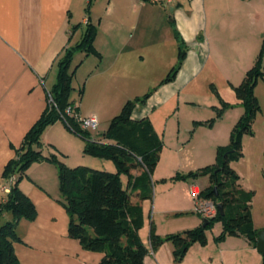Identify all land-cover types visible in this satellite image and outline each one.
Listing matches in <instances>:
<instances>
[{"label":"crops","instance_id":"0c3cea01","mask_svg":"<svg viewBox=\"0 0 264 264\" xmlns=\"http://www.w3.org/2000/svg\"><path fill=\"white\" fill-rule=\"evenodd\" d=\"M255 1L173 0L165 8L158 0H92L89 5V0H0V203L5 198L1 186L6 184L2 171L15 157L25 134L45 111L49 91L56 82L57 63L67 49L78 43L76 39H81V31L87 24L97 28L93 46L101 58L81 52L80 63L71 65L74 77L87 62L91 67L84 82L87 86L70 102L76 106L80 117H95L98 120L101 117L99 112L103 111L108 123L110 117L118 115L128 101L131 81L143 80L146 75L155 83L151 87L162 81L177 63L180 42L186 47V56L173 79L174 83L166 84L165 99H176L179 103L180 91L191 84L207 65L211 78L227 80L232 85L240 84L246 71L254 64L256 52L251 51L245 41H232V37L243 21L250 23L252 28L261 24L263 31L262 13L247 9ZM136 51L150 56L147 68L144 67L145 59L139 61ZM153 70H156L155 73ZM91 80H97L96 87L90 86L89 89ZM141 108L132 111L131 119L148 118L154 128L150 114ZM53 126L55 124L46 128L41 140L60 154L51 144ZM105 131L93 140L104 142ZM53 151L48 148L44 154ZM102 161L106 169L112 170L110 161ZM37 170L54 174L56 169L53 164L41 162L26 171L18 188L32 201L35 197L43 198L42 194H45V190L40 188L42 179L35 175ZM121 180L125 184L127 179L121 176ZM183 186L188 192L185 193L186 200L190 194L194 203L192 191L199 193L206 188L208 179L179 182L175 187ZM163 198V195L156 194L151 204H154L156 213L165 215L168 213L166 209L158 210V207L165 206ZM168 198L170 195L167 202L171 199ZM180 198L183 199V196ZM137 200L134 198V202ZM149 202L142 203L144 224ZM148 211L150 228L152 220ZM37 216L33 222L21 220L16 225V234L21 242L13 247L21 264L99 263L102 254L83 250L75 240L68 238L67 231L65 239L58 242L63 246L62 252H55L58 243L50 233L55 224L48 220L40 221ZM10 218L9 214L3 216L4 221ZM64 226L65 223L61 229L63 235ZM140 238L143 242L141 232ZM144 244L149 247V242ZM207 246L206 237L204 246L193 244L182 261L175 263L172 244L164 243L146 255L144 264H262L261 254L243 237H228L223 243L212 244V253L205 251ZM44 247L47 252L42 253L41 248Z\"/></svg>","mask_w":264,"mask_h":264},{"label":"trees","instance_id":"16d2710c","mask_svg":"<svg viewBox=\"0 0 264 264\" xmlns=\"http://www.w3.org/2000/svg\"><path fill=\"white\" fill-rule=\"evenodd\" d=\"M84 29L80 42L67 49L57 63L56 82L49 91L54 105L47 104L45 111L25 134L15 157L8 161L2 171L4 180L15 175L16 181L0 203V222L5 214L11 217L0 223V264H21L13 247L21 242L16 234V225L21 220L33 222L37 212L31 200L18 188V183L26 176L31 165L41 162H48L57 168L61 193L58 202L68 216V238L78 241L85 251L102 254L98 264H144L146 255L166 242L172 244L173 260L179 263L193 244H206V230L215 222L222 226L220 235L215 237L217 243L226 237H243L255 248L257 230L253 228L251 215L254 192L241 187L240 177L230 168V164L242 157V137L252 135L253 120L260 110L254 90L259 79L264 81V42L241 83L232 88L236 101L244 108V114L233 126L229 144L216 148L213 164L171 178L172 182H189L207 177L208 186L198 193L197 199L221 204L224 215L217 210L206 226L163 238L156 235L150 223L147 247L139 236L144 226L142 203L153 199L152 176L159 161L162 142L148 118L131 119L135 106L143 104L148 95L125 102L120 113L109 122L103 134L104 142L88 137V131L81 130L73 118L66 116L65 110L72 106L70 93L74 70L70 68L74 54L84 52L85 55L101 58L93 46L96 26L87 24ZM185 49L180 42L177 63L162 79L160 86L173 81L181 67ZM58 121L84 141V155L111 161L115 172L85 166L68 168L61 162L60 154L41 140L46 128ZM48 148L54 151L44 154ZM121 176L126 177L125 184ZM134 198L138 200L134 202ZM261 256L264 264V254Z\"/></svg>","mask_w":264,"mask_h":264},{"label":"rangeland","instance_id":"374dc122","mask_svg":"<svg viewBox=\"0 0 264 264\" xmlns=\"http://www.w3.org/2000/svg\"><path fill=\"white\" fill-rule=\"evenodd\" d=\"M247 9L260 11L261 15L264 16V0L251 2ZM262 30L263 33L261 32V24L252 28L250 23L243 21V24L238 25L236 33H233L232 41H245L250 46V50L256 52L257 56L264 42L263 27ZM84 32L85 29L83 28L81 33ZM76 41L80 42V39H76ZM253 43L254 46L252 47ZM82 54L85 55L84 52ZM82 54L78 52L73 56L72 67L74 64L80 63L79 60L82 58ZM135 54L139 61H141V58L145 59L146 65L144 67L147 68L150 56L141 51H136ZM185 56L186 53L184 59ZM90 67L89 62H87L76 77H74V72L71 81L70 100L73 96L76 97L79 94L78 91H84V87L87 86L84 85V82ZM155 71L153 70L154 73ZM209 71V65H207L201 74H198L193 79L191 84H188L180 91L179 103H177L176 99L175 101L165 99L167 97L165 95L166 84L160 86L161 81L155 87H151L155 83L148 75L145 77L146 80L137 79L134 82L131 81L128 93L126 91L127 100L131 101L137 98L142 99L148 95L144 103L136 105L135 108L142 107L143 111L147 112L148 115L150 114L155 133L162 142L159 161L152 177V194L153 201L156 194H159V196L163 195L165 198L163 205L165 206L158 207V210L161 208L163 210L166 209L168 213L165 215L160 212L156 213L154 204H151V201L148 205L152 224L154 229L157 230L155 233L161 238L171 234H182L202 225V217L194 211L195 205L190 194L189 196L187 195L188 198L186 200L185 193H188L187 189L184 186L175 187L179 182H172L171 178L176 174L186 175L211 165L215 160L216 148L225 147L229 144L231 130L244 114V108L236 101L232 89L239 84L232 85L227 80L213 79L209 76ZM96 82L97 80H91L89 89L90 86L95 88ZM173 83L174 81H171L167 85ZM254 94L260 110L256 113L253 120L252 135H244L242 137V157L232 162L230 168L240 177L242 187L254 192L255 196L252 202L253 228L259 231L264 229V81L262 79L258 80ZM120 111L118 112L120 113ZM136 112L137 110H135ZM99 113L101 117L98 120L94 117L97 121V128L88 131V137L91 139H96L103 130L107 129L109 123H106L105 120L107 115L103 114V111ZM113 116L110 117V120ZM51 130V144L59 150V159L68 168L85 166L95 170L115 172L114 164L111 161L112 170H109L102 165V160L84 155V141L67 130L61 121L56 122ZM55 169L54 174L43 173L41 170L36 171L35 175L42 179L40 188L45 190V194H42L43 198L35 197L34 201L29 199L33 203L40 221L48 220L55 224L53 231H50V233L55 236L58 243L66 237L68 216L63 206L58 202L61 199V193L59 190L58 171L56 167ZM122 180H124V177ZM29 183L32 184V182ZM168 195H170L171 199L168 198L170 201L167 202ZM182 196L183 199L180 198ZM148 209L146 210L145 227L140 230L143 243L147 242V244L149 242ZM3 222L5 221L2 217L0 223ZM63 223H65V235L61 232ZM221 230L222 226L217 222L206 230L205 234L208 239V246L205 247L206 252L212 253V244H218L215 241V237L220 235ZM62 235L63 237H61ZM227 238L219 243H223ZM75 242L80 246L78 241ZM166 243L169 244V242ZM62 249V244L58 243L55 252L61 253ZM41 252H47L46 247L41 248Z\"/></svg>","mask_w":264,"mask_h":264},{"label":"built area","instance_id":"2783aa9c","mask_svg":"<svg viewBox=\"0 0 264 264\" xmlns=\"http://www.w3.org/2000/svg\"><path fill=\"white\" fill-rule=\"evenodd\" d=\"M158 2L161 5H163L165 8H167V6L171 5L173 0H158ZM47 104L48 105H54L52 98L50 97L49 94H48V98H47ZM75 109H76V106H74V105L69 106L65 110V114L69 118H73L76 121V123L79 125V128L81 130L89 131L90 129L97 128V121L94 117L82 118L75 112ZM15 181H16V176L14 175L6 181V184L4 186H1V192L4 194V197H6V195L10 192V189H11L12 185L15 183ZM197 195H198L197 191L193 190L192 196H193L194 205H195L194 211L199 216H201L202 219L208 220L210 218H213L216 214V211H217L215 203H213L210 200H199V199H197Z\"/></svg>","mask_w":264,"mask_h":264},{"label":"water","instance_id":"95a60500","mask_svg":"<svg viewBox=\"0 0 264 264\" xmlns=\"http://www.w3.org/2000/svg\"><path fill=\"white\" fill-rule=\"evenodd\" d=\"M173 9H171L170 11L172 12ZM216 208L218 210V212L220 213V215H224L223 212V208L221 206V204H217ZM208 220L207 219H203L202 220V226H206L208 224ZM255 249L259 254H264V229L257 231V237H256V241H255Z\"/></svg>","mask_w":264,"mask_h":264}]
</instances>
